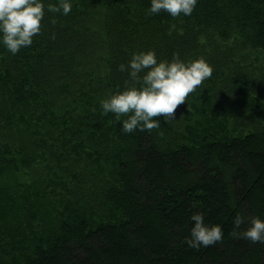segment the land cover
Wrapping results in <instances>:
<instances>
[{"label": "trees", "instance_id": "1", "mask_svg": "<svg viewBox=\"0 0 264 264\" xmlns=\"http://www.w3.org/2000/svg\"><path fill=\"white\" fill-rule=\"evenodd\" d=\"M149 5L73 0L30 46L0 44V264L27 236L23 264H264V243L233 224L264 218V68L247 63L264 59V0H198L179 17ZM148 48L213 72L176 119L122 132L99 101ZM193 211L223 239L188 246Z\"/></svg>", "mask_w": 264, "mask_h": 264}, {"label": "clouds", "instance_id": "2", "mask_svg": "<svg viewBox=\"0 0 264 264\" xmlns=\"http://www.w3.org/2000/svg\"><path fill=\"white\" fill-rule=\"evenodd\" d=\"M197 3L198 0H150L149 14L164 10L173 17L190 16ZM72 6L73 0H0V44L16 54L22 47L30 46L33 37L41 32L46 11L67 15ZM57 20L56 15L50 17L53 24ZM50 38H54V33ZM118 69L127 72L128 79L122 87L117 85L110 90L99 103L102 114H115L122 132H133L159 129L161 116L176 119L178 105L212 75L213 65L203 55L185 59L179 52H173L171 58H158L156 50L148 48L133 51L127 63L121 62ZM122 115L127 118L121 119ZM205 215V211L190 213L193 223L186 241L194 249L215 245L224 237L222 225L205 222ZM245 223L242 233L234 234L264 243V218L260 215L247 218L237 211L235 228Z\"/></svg>", "mask_w": 264, "mask_h": 264}, {"label": "rangeland", "instance_id": "3", "mask_svg": "<svg viewBox=\"0 0 264 264\" xmlns=\"http://www.w3.org/2000/svg\"><path fill=\"white\" fill-rule=\"evenodd\" d=\"M258 53H254L252 55L249 56L248 60H247V63L248 64H253V66L255 64H258L259 66L263 67L264 68V59H260V58H257L258 56ZM259 111V110H257ZM262 111L264 112V105L262 107ZM31 240L32 238L30 237H25L23 242L21 243V246L20 247V250L18 251V253H14L15 256L12 257L11 255L9 257H1V261L3 264H6V263H9V264H23L22 263V257L25 256L26 253L28 252H31V249H30V243H31Z\"/></svg>", "mask_w": 264, "mask_h": 264}]
</instances>
